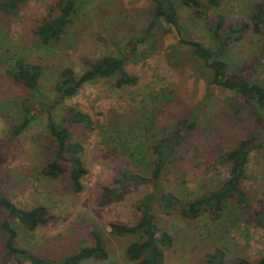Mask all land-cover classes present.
Returning <instances> with one entry per match:
<instances>
[{
    "label": "rangeland",
    "instance_id": "1",
    "mask_svg": "<svg viewBox=\"0 0 264 264\" xmlns=\"http://www.w3.org/2000/svg\"><path fill=\"white\" fill-rule=\"evenodd\" d=\"M56 1L25 0L16 17L0 13V149L4 157L0 195L19 208L43 205L49 212L48 223L34 232L25 231L13 220L18 231L16 245L43 258L61 259L93 246L94 231L101 235L108 258L81 264H134L126 260L124 251L141 237L113 235L109 224H134L139 216L135 204L151 187L131 188L122 201L108 206L100 205L102 189L111 187L122 170L134 169L132 157L148 143L169 134L177 121L189 119L195 126L165 165L159 186L182 203L217 190L228 178L221 155L238 141L251 138L255 147L241 184L248 208H240L230 199L221 218L214 221L207 215L188 220L155 207L158 227L173 238L165 264H203L216 247L223 248L227 258L259 259L264 254V229L250 217L264 207V119L234 93L208 86L205 68L179 42L180 38L191 39L218 50L208 23L214 24L216 16H221L225 21L221 34L225 35L227 25L246 20L247 9L256 0H219L215 9L199 0L204 11L201 17L172 0L177 27L159 20L149 30L155 13L152 0H77V12L62 38L42 45L34 30ZM263 44L264 28L258 34L247 32L227 47L223 58L229 72L241 71L245 79L264 86ZM126 51L129 58L124 69L138 78L136 85L116 88V78L86 83L75 97L51 110L54 121L62 126H68L65 108L87 115L91 121L90 130L69 126L73 141L83 147L87 169L83 189L76 194L67 173L53 180L42 175L55 153L46 127L47 108H39L41 112L21 136L12 137V126L23 116L24 106L48 105L58 98L55 85L64 68H72L79 76L88 69L87 63L108 55L121 57ZM20 59L42 68L33 92L7 75ZM4 219L0 208V224ZM5 241L0 227V264H14L5 253Z\"/></svg>",
    "mask_w": 264,
    "mask_h": 264
},
{
    "label": "trees",
    "instance_id": "2",
    "mask_svg": "<svg viewBox=\"0 0 264 264\" xmlns=\"http://www.w3.org/2000/svg\"><path fill=\"white\" fill-rule=\"evenodd\" d=\"M178 1L182 5L194 9L199 17L204 15L203 6L199 0ZM24 2L25 0H0V13L16 17ZM76 2L77 0H57L48 7L47 16L34 30L40 44L48 46L62 38L77 12ZM152 2L155 4V13L148 30L159 20H164L169 25L177 27L178 16L174 1L152 0ZM206 3L214 9L220 5L219 0H206ZM208 24L212 38L218 45V50L205 47L191 39L180 38L179 42L185 45L193 59L199 61L205 68L207 72V79H205L208 86H215L234 93L241 103L253 105L262 116L261 118L264 119V86L260 82L245 79L241 71L229 72V64L223 58V51L232 43L239 42L247 32L252 31L254 34H258L264 28V0L252 2L247 9L246 20H242L236 25H227L225 35L221 34L225 25L221 16H216L214 24ZM128 58L127 51L121 57L105 56L96 62L87 63L88 69L79 76L74 73L72 68L66 67L61 71L55 85L58 98L53 103H48V105L39 103L38 106L30 103L24 106L23 116L12 126V137L21 136L35 121L36 114L40 113L41 109L47 108L45 109L47 113L46 127L50 132L55 153L54 158L42 169L43 177L53 180L67 173L72 192L78 194L82 191V179L87 173L82 159L83 147L80 143L73 141L69 126L78 125L90 130V118L72 108H65L68 114L66 118L68 126H62L54 121L51 110L56 106H62L64 100L75 97L86 83L116 78L114 83L116 88L136 85L138 78L128 74L124 69ZM7 75L15 83H21L26 89L33 92L37 89L42 76V68L20 59L7 71ZM194 126V120L181 119L177 121L169 134L148 143L136 158L132 157L134 169L122 170L112 180L111 187L102 189L100 205L108 206L114 202L122 201L131 188L144 185L151 187V192L135 204L139 216L134 224L125 225L116 222L109 224L110 232L113 235L141 237V240L130 243L124 251L125 258L130 263L165 264V252L172 246L173 238L158 227L155 220V207L165 214L177 212L182 218L188 220H195L202 215H207L214 221L221 218L230 199H234L238 207L248 208L247 196L241 188V184L246 178L251 150L255 147L254 140L251 138L238 141L233 149L221 155L222 164L228 166V178L217 190L206 191L198 197L182 203L175 195L162 190L159 186L165 165L174 157L176 148ZM136 148H140V146L137 145ZM3 161L4 157L0 149V165ZM142 166L143 168H140ZM0 208L4 210L7 217L0 224L6 234L4 250L14 264H81L89 259L106 260L108 258L101 235L94 231L91 232L94 240L93 246L82 247L61 259L37 256L28 249L16 245L18 231L12 221L16 220L19 226L27 232H34L48 223V209L43 205L22 209L1 195ZM250 220L257 227L264 229V207L256 211ZM203 264H264V254L255 261L239 256L227 258L226 251L216 247L205 256Z\"/></svg>",
    "mask_w": 264,
    "mask_h": 264
}]
</instances>
